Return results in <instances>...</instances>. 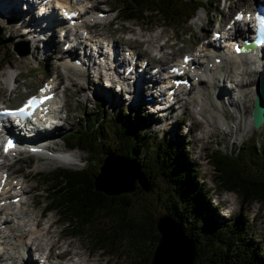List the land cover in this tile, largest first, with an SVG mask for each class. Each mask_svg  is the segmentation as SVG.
<instances>
[{
  "label": "trees",
  "instance_id": "1",
  "mask_svg": "<svg viewBox=\"0 0 264 264\" xmlns=\"http://www.w3.org/2000/svg\"><path fill=\"white\" fill-rule=\"evenodd\" d=\"M208 3L209 0H111V8L123 23H147L151 16L168 27H182L200 7L208 10ZM3 31L0 28V49L8 46ZM97 112L87 128L81 126L63 138L65 144L77 146L86 154L84 165L38 174L48 186L46 207L67 221L68 231L89 236L92 248L104 253L117 249L115 243L129 241L133 248L130 264H151L158 239L156 217L167 212L185 235L197 242L192 264H264V250L251 233L244 211L224 217L217 215L216 207L208 205L209 189L199 180V170L187 156V141L163 138L152 145L153 135L145 128L149 116L141 108L127 110L118 106L109 116L99 107ZM104 155L134 165L151 190L145 192L136 183L130 193L108 194L98 189L101 182L107 183L103 179L106 171L98 169ZM212 165L217 188L234 192L246 205L264 203V146L252 142L227 153L217 151ZM115 174L128 183L130 173ZM136 179L141 182V178ZM203 255L207 257L201 260Z\"/></svg>",
  "mask_w": 264,
  "mask_h": 264
},
{
  "label": "rangeland",
  "instance_id": "2",
  "mask_svg": "<svg viewBox=\"0 0 264 264\" xmlns=\"http://www.w3.org/2000/svg\"><path fill=\"white\" fill-rule=\"evenodd\" d=\"M91 1L95 4L98 10H102V9L106 10V8L111 7V0H91ZM209 1L210 2L208 4V7L210 8V11L206 12L202 8L197 9L196 12L198 15L195 13L196 17L194 18L193 16L190 20L187 21L185 26L180 27V28L167 27L161 21L151 16L148 17L147 23H136L134 21H128L126 23H122L119 19H116L112 21L108 26L104 25L105 27L103 28L106 31L110 32L112 39H114L117 42L120 48L126 46L124 44V40L126 38L137 36V32L143 29L144 31H142V33L144 35H147L151 32L162 31L160 39H162L164 36H167L169 37L170 42H172L173 40H176V42L170 48L171 54L164 53L162 54L161 57H158L156 59L154 58L155 57L154 51H151V50L142 51V49L145 48L143 44L137 47V50L141 51L139 55L145 56L149 59L150 66H153L156 64H162V66L165 68L168 64L175 63L177 57L180 55L182 51H190L193 48V46H195L199 41L207 40L209 38L211 29H214L217 31L219 27H221V25L229 18L233 9L244 5V3L239 0H227L224 3H222V0H209ZM235 2L237 5H235ZM23 9L24 8L22 7V5L20 6L18 5L17 10L12 11V13L14 16L20 15L21 20L26 21V17H23V13H21ZM8 14L10 13H8V11L6 12L5 9L4 10L0 9V28L3 27L4 29L3 36L7 38V43H8L7 48L2 47L0 49V65L3 64L2 68L0 69V89L2 90L0 93V101H2L4 104L9 105V106L18 104L21 98L26 93L33 91L34 88L39 84V82L46 75H52L53 73L60 74L59 76H61L60 80L62 82V85L69 84L67 76L78 79L76 81L77 86L69 85V89L67 90V92L64 93V91H62L61 89L57 90L58 94H60L61 92L64 93V98L66 99V107H67V110L65 112L68 116V120L65 123H63V125H61L58 129H55L52 131L54 132L53 133L54 136L52 137L54 139L51 142L55 141L54 143H56V146H57L55 150H59L63 147L61 146L62 140H60L61 139L60 135L75 128V126L78 123L82 122L83 114L91 111V106L89 103L93 102L95 98V94L103 92L105 93V95H107L106 99L101 104H98V105L99 106L102 105L103 108H106V110H110V112H108V116L115 113V108L111 109V107L115 103V100L123 101L122 102L123 106L127 105L131 108L134 107L136 103L131 104V102L127 100L128 95L130 94L129 91L128 92L123 91L122 93L118 94V92L117 91L114 92L115 90L113 89H112L113 92L108 90V88H105L104 90H102L99 87V85L102 83H106L105 79L99 80L94 75H91V73L90 74L88 73V76L84 77L82 75H79V76L74 75L71 70L64 71L58 65V60L56 56L60 54L61 50H63L64 45L62 44V42H58L57 45L53 46V42L55 44V42L57 41L56 40L57 33L55 31L52 32L54 41L51 39L49 40L47 39L46 36L48 35V33L42 32V35H41V33L39 32L37 35L35 33L36 36H31L30 34L23 33L24 29L22 26L26 25V23L20 22V20L17 22L5 21L6 16ZM114 14H115L114 10L110 8V12L106 14L105 19L114 16ZM137 26H139L138 30L136 29ZM127 29L128 30L132 29V31H130L132 33L127 32L128 31ZM25 48L28 49V53L24 56H19L16 54V51H14V50L23 51ZM49 48L51 49L53 48V52L49 51ZM124 68L125 66L123 65L122 68H120V72H123ZM7 69L8 71H6ZM6 72L12 75H16V74L18 75L14 79L16 88L12 90L11 92H9L5 87H3L5 83H3L2 81V75H4V73ZM144 75L148 76V73L144 72ZM257 76H258L257 73H253V75L250 76L249 78L250 79L254 78L257 80ZM251 82L252 81L250 80V84L244 88V90L246 91L245 98L249 99V104L247 106V112H246L247 116L249 115L250 109L252 106V102H251L252 97L249 91V89L251 88L250 87ZM80 85H83L85 87L81 93L75 90ZM216 97L218 98V96ZM85 98H88L89 102H86ZM145 109L146 110L144 112L150 113V114L153 113L154 116H156V118L160 117V120L162 121V123L157 122L155 126L149 122L148 129L151 131L153 135L151 143L152 145H154L158 141L162 142L163 138H165L166 140L168 138H171L172 133H176L178 136H181L183 134V132L182 134H180L181 127L183 125V121L186 120L187 118L186 113L192 109L196 110V104L187 103L186 113H184L183 107L173 109L172 111L170 110V112H167V114L166 113L162 114L160 112H157L156 108H153V107L152 108L146 107ZM234 109L236 108L234 107ZM147 110L150 112H148ZM217 110H219V107H217ZM93 112H95V110H93ZM219 112L220 111H218V113ZM225 113L228 114L227 112ZM63 114L64 113L62 112L60 113L61 116ZM230 114H232L233 116H238L237 112L236 114L234 112ZM247 122H249V119H247ZM247 122L245 123L246 127H244L243 122H240V124L237 127L235 120H232L231 118H228V120L226 121L223 120V124H219V130L225 134L224 136L222 134H218L216 138L217 140H215V142L214 140L209 143H205L199 140L192 141L193 135L191 136L189 134H186L185 138L184 137L182 138V141L186 142V140H188L190 143L187 146L188 148L186 150H187L188 156H190L191 159L193 160V165L195 167H198L199 169L200 180L203 183H205V186L209 188V200L212 201V203L216 202V200H219L218 205L216 207V213L218 210L217 215L233 216L239 210L244 211L245 215L248 218V224H249V229L251 233L256 236V240H259L261 248H263L264 250V203L253 202V203L246 205L233 192L222 194V190H218L215 187L214 176H213L215 174V170L212 165V159L216 155L217 151H227L229 147H234V146L235 147L237 146L245 147L246 145L254 141L257 142V145L259 147L264 146V125L261 128L253 129L251 127H247ZM195 128H196V124H194L193 126L194 130ZM212 129L215 130L217 129V127L213 126ZM162 133H164V136L162 135ZM54 146L55 145L53 144L51 145V147H54ZM208 155H210L209 159L207 158ZM85 156L86 155L83 152H81L79 153L80 161L77 162V164L59 165L61 164V162L53 158L52 159L51 158L41 159L35 155L28 156V157L20 155V158L16 162H14L12 165H8L10 163V160L8 159L4 160L3 165L4 166L6 165L8 167L7 168L1 167V169L5 170L6 172H9V171L13 172L16 170H19L21 173L28 172L27 173V186L35 185V188L29 192V196H27L28 193L24 192L22 196L20 197V199L22 201H27L26 208L27 209L34 208L33 211L31 210V212L34 213V216L38 217V215L42 212L40 209L43 204V201H42L43 200L42 195L44 194L43 191H46L47 189V186L42 184L41 181H39L38 173L45 172L47 170H52L55 167L79 168L83 164L82 161ZM118 161L120 160H117L115 162L122 166V163ZM124 162L126 163V167L124 169L131 170L129 172L130 174L135 173L136 167H134V165H132L131 163L125 160ZM0 163H1V159H0ZM103 169L106 172L111 173L110 163L109 165H106L105 167H103ZM129 173H126L124 175H127ZM111 175L116 176L117 174L111 173ZM135 175L137 176V171ZM135 175H133L131 180H133L134 178L135 179L137 178L135 177ZM109 180L112 184H118V181H120L119 178H116V177H111ZM142 182L144 181L142 180ZM128 183H129L128 190H126L125 192L130 193L134 191L136 188H134V190H131L132 182L130 183L129 181ZM101 184L102 185L100 186V188L103 189L104 187L109 192L116 193L117 191H124V189H121V188H117L115 190L108 183H101ZM143 184L145 188L147 189L148 185L145 182ZM15 190L16 188H14V192ZM35 193H38V196H34ZM32 198L40 199L41 203H38L36 207L32 208L31 206ZM221 198L223 199L222 201H220ZM137 200L139 202L141 201V198L139 197V195L137 196ZM210 201L208 205L212 206V203ZM34 202L35 204L37 203L35 199H34ZM44 215L48 217V220L56 219V215L54 214V212H48ZM159 215L160 213H158V216ZM0 216H4V215L0 214ZM161 218L164 219V223L170 224L169 217L163 216ZM45 223H46V220L44 219L41 220V225H45ZM106 223L111 224V221L107 220ZM29 228L32 230L35 228V226L31 225ZM171 229L173 230V228ZM50 230H51V234L53 233L52 238H54L56 234L58 233V231L60 230V226H59V223H57V220L55 221L53 225H51ZM41 234L43 235L42 232ZM41 234H38V237L41 236ZM30 236L31 234L27 233L24 238V241H28ZM63 241L65 242L71 241V244L77 248H81L80 247L81 245L82 247L84 246L85 248H87L88 246L91 247V244L89 243V238L86 235H75L73 237L66 238ZM194 241L197 245V242L195 239ZM115 244H117V249H114V251L111 254L109 253V254L102 255L99 252L100 250H93L92 252L90 251L91 252L90 261H95V264L97 263L99 264H130L131 250H133L132 245L129 243V241H125L123 243L121 242L115 243ZM36 247H38V245ZM70 248H71V245H70ZM196 253H195V256H196ZM88 257H89V253H84V259ZM206 257L207 256L205 255L201 256V260L205 259ZM194 260L195 258H193L191 264L193 263ZM32 261L34 260L32 259Z\"/></svg>",
  "mask_w": 264,
  "mask_h": 264
},
{
  "label": "bare ground",
  "instance_id": "3",
  "mask_svg": "<svg viewBox=\"0 0 264 264\" xmlns=\"http://www.w3.org/2000/svg\"><path fill=\"white\" fill-rule=\"evenodd\" d=\"M18 1L19 0H0V9L4 10L6 7L10 6L11 4H12V7H15ZM239 1L241 2L248 1V5L246 6V8H248L250 6H253L255 2L260 1V0H239ZM98 11L99 10L97 8L94 9V11L88 17L95 15L96 13H98ZM196 14H194V18L196 17ZM103 27L105 26L104 25L103 26L96 25L95 27L86 26V28H88V31H87L88 36H87L86 41L83 43V47L85 48L87 47L88 52L83 55V58H86V60L88 61V65L85 66L82 64L81 66L78 67V70L81 71L83 74L84 73L88 74L87 69L88 68L93 69L97 78H102V77L106 78L107 81L109 82L106 85H109V86L113 85V87H115V89H118V91L120 92L121 90L125 88L124 85L127 83L126 80L122 78L123 75H121L120 77L118 73L114 74V72H112L110 68L106 66L105 62H103L102 66H99L97 60L92 59V57H94L93 56L94 47H97V49L99 50L103 47L104 44L106 45L109 41H111L109 40V37L111 35L110 32L106 31ZM38 28H41V27H38ZM80 31L82 30H79L78 32ZM128 31H132V29ZM212 32L213 31L210 32L211 34L209 35V38L207 39L205 43H202L196 49H194L193 53H190V55H192V60L190 64L194 65L195 68L198 67L197 76L199 77V80L197 81H194V79H192V82H191L192 85L195 84V87L193 86V91L190 94L189 93L185 94V96H184V93H181L183 99L182 100L178 99L176 101V104H169L166 107H163L162 106L163 103H156L155 105L150 106V107L156 106L158 110L167 111V112H170V110L172 111L174 109L173 105H175L176 108L183 106V108L185 109L184 112H186V103H196V112L199 117H196L193 112H189L188 114L190 118L192 119L193 123L196 124V128L200 131L197 138H199L200 141H204L205 143H209L213 140H217L216 138L218 134H222L224 136L225 133L219 130V124H223V120L226 121L228 120V118L235 120L237 127L241 121L244 123V127H246L245 123L247 122V119H249V117L246 118L247 116L246 112H247V106L249 104V99L245 98L246 91L244 90V88L250 84V80H251L252 81L250 85L251 88L249 89V91H250L251 97L253 98V93L255 90L254 86L257 84H261L264 86V58H263V63L261 64L262 65L261 71H258L257 80L254 78L250 79L249 77L253 75V72L257 71L254 68V66H252L254 63V60L247 58L245 55H233L229 48L228 49L220 48L216 44L215 41L211 40L210 36L212 35ZM248 32H249L248 28L246 29V31L235 30L233 34L231 33L228 35L227 40H230L232 37H234L231 39L232 41L230 43L236 40H239L241 42L242 38L240 37L245 35ZM161 34H162V31L144 35L142 33V30H140L137 32V36L126 38L124 40V44L129 47V48H126V47L125 48L128 50H131L133 54L135 52L134 50L137 49V47L142 44L145 46V48L142 49V51L157 49L158 47H161L162 45L161 43H155L160 38ZM30 35L34 36L35 33H32V34L30 33ZM222 37H224V35ZM51 40L54 41V39H51ZM59 40L61 41V38H59ZM65 41L69 42L70 40L69 39L62 40L63 43ZM94 41H98L99 44L96 46V43ZM89 44L94 47L86 46ZM54 45H56V42L55 44L53 42V46ZM112 45L116 46L117 42L113 41ZM198 50L204 51L202 53V57H203L202 61L195 60V55ZM140 52H141L140 50H137V53H140ZM61 53L62 54L59 55V61H60V64L64 65L67 61L66 57L68 56L70 57L72 53L70 52L68 53L61 52ZM215 57L221 58V65H222L221 70H218V68H215V69L209 68L208 71L206 72L203 69L201 70L199 68L201 66L208 65V63H212ZM78 58L79 60L82 61V58L80 57ZM180 60H181V55L179 59L177 60V62L173 65H177L178 63H180ZM120 63H123V59L122 61H120ZM127 65L128 63H126V66ZM65 67L76 68L73 65L72 61H69L68 65ZM262 71L263 73H261ZM220 75H229L233 77H236L238 75L240 76V79L237 81V85L240 87L242 91V99L239 101H236L231 97L227 99L229 106L236 108L235 110L238 113V116H233L232 114H226L223 111L222 105H225V103L222 98L225 94H227L224 88H221V87L217 88V90L219 91V94H218L219 99L216 97L218 96L217 93L215 97L211 96V94H213V92L215 91L214 88L217 86V83L219 85ZM136 76H138V74ZM149 76H150V80H149V83L147 84H143L144 76L142 77V81L139 80L138 86L135 89H133L134 98H136L137 96L147 95V96H150V101H156V98H154V96L157 90L160 95L162 96L165 95V91L158 89L159 83L157 79L153 77L152 73H149ZM53 81H54V78H52V82ZM76 81L77 79L75 78L70 79V85L77 86ZM84 88L85 87L83 85H80L75 90L81 93L84 90ZM12 90H10L9 92H11ZM1 91L2 90L0 89V93ZM218 102L220 105L218 104ZM251 102H252V99H251ZM56 103L57 101L55 99L53 102V106H56ZM217 107H219V110H221L219 113H218ZM56 118L58 119H55L54 121L58 122V120L62 117H56ZM59 125L61 124L57 123L53 125L52 129H55ZM248 125H250V120L249 122H247V126ZM213 126H216L217 129L213 130L212 129ZM52 137H53L52 133H49V132L45 133V136L42 141L46 145L44 148L51 149V150H55L57 148L56 144L54 142H51L54 139ZM52 144L55 146L51 147ZM76 155H77V152L75 150H70V152L63 154L62 160L65 161L67 157H74ZM105 159H104L105 166L109 165L110 163L111 173L126 174L131 171V170L124 169L126 167V163L124 162L123 159L115 158L114 160V157H110V155L106 156ZM117 160H120L118 162L122 163V166L115 162ZM103 167L102 168L100 167V169H103ZM27 173L28 172H25V173L23 172L22 178L20 180H17L15 183V184H18L19 190H21V193L25 190V187H26L27 192H30L32 189L35 188V185L27 186ZM135 174H136V170H135V173L130 174L131 176L128 182L129 181L132 182L131 179L133 175ZM111 177L119 178L117 176L111 175L108 172H106V174L103 175L104 181L107 182L109 185H111L113 189L116 190L117 188H121V189H124V191L128 190L129 183H127L126 181H121V179L119 178L120 181H118V184H112L109 180ZM135 177L140 178L138 174L137 176L135 175ZM10 179L11 178L8 176V180ZM101 183H104V182H101ZM14 186L15 185H13V188ZM103 189L107 191L106 188L103 187ZM14 195H12L11 197H13ZM1 199H4V198H0V200ZM31 203H32V207H35L36 204L34 202V199L31 201ZM33 209H27V208H23L21 210L17 209V212H8L6 216L2 217L3 225L8 228V231L12 233V235L10 238H8V234H5L3 232L1 233L0 231V238L2 239L0 241V259L8 258L11 264H37L36 262L32 261V259L29 258L28 254H29L30 246H33L34 249H38L44 246L59 247L62 245L56 239L52 238V234L50 230L52 221L47 220L45 225H41V222L39 221L37 216H34V213L31 212V210L33 211ZM40 216H42V212L38 215V217ZM33 223L35 225V228L31 230L29 227ZM162 224H164V219L160 217L157 221V227L160 229V231L163 234V242L165 243L167 249L171 250L172 252L169 253L166 250L162 249L160 253L155 257V259H159L161 257L163 259V264L181 263L180 261L184 259V255L183 253H181L180 243H184V241L179 236L174 237L173 235L170 236V234L165 233L161 226ZM172 231L173 230L171 229V232ZM41 232L43 233V235L41 234ZM27 233L31 234L29 238V242L24 241V238ZM38 234H41V236L38 237ZM68 244L71 245V248H65L64 253H66L69 257L74 254V255H77V260L79 262H82V264H95V261L93 262L90 261L91 252L89 250H85L84 246L82 247L81 245L80 246L81 248L74 247L71 244V241H69ZM37 245L38 247H36ZM5 247H8L9 252L5 250ZM24 252H26L27 257L24 260V262L19 263V260L22 259L21 256ZM84 253H89V257L84 259ZM69 264H76V263L74 260L69 259Z\"/></svg>",
  "mask_w": 264,
  "mask_h": 264
},
{
  "label": "water",
  "instance_id": "4",
  "mask_svg": "<svg viewBox=\"0 0 264 264\" xmlns=\"http://www.w3.org/2000/svg\"><path fill=\"white\" fill-rule=\"evenodd\" d=\"M27 53H28V49H26V48L23 51H16V54L19 55V56H23V55H25ZM251 119H252V123H253V127L254 128H257L260 125V123L264 120V86L261 85V84H257L256 87H255V98H254V103H253V108H252ZM102 166H103V164H102ZM102 166L100 165L101 168H102ZM100 167H99V169H100ZM136 171H137V168H136ZM99 173H100V171H99ZM137 174L140 176L141 182L134 178L132 180L131 190L134 189L133 185H134V182L136 181L137 184L140 186V188L143 191H145V192L150 191L152 186L148 184V188L146 189L144 184H143L145 181L143 180L142 176L140 175V173L138 171H137ZM98 175H101V174H98ZM142 180L144 182H142ZM98 189H101V188L99 187ZM101 190H103V189H101ZM105 192L108 193V194H113L114 193V192H109V191H105ZM118 192L119 191H117L116 193H118ZM163 216L169 217V220H170V224L164 223V224L161 225L162 228H163V231L165 233L170 234V236L171 235H173L174 237L175 236H179L184 241V243H180V245H181V253H183L184 259L182 261H180L181 263H178V264H191L193 258H195L196 243H195L193 238L187 237L185 235L182 227L179 226L178 223L175 221L174 217L171 214L167 213V212L160 213V215L159 216L157 215V217H156L155 228H156L157 233H158V239H157L156 244L153 247L150 263L151 264H163V259L161 257L159 259H155V257L160 253V251L162 249L166 250L169 253L172 252L171 250L167 249L165 243L163 242V234L160 231V229L157 227V220L160 217H163ZM165 228L169 232H167L165 230ZM171 228H173L172 232H171ZM212 264H223V263H219L218 262V263H212Z\"/></svg>",
  "mask_w": 264,
  "mask_h": 264
},
{
  "label": "snow or ice",
  "instance_id": "5",
  "mask_svg": "<svg viewBox=\"0 0 264 264\" xmlns=\"http://www.w3.org/2000/svg\"><path fill=\"white\" fill-rule=\"evenodd\" d=\"M37 103H38L37 99H36L35 97H33L32 99H30V100L27 102V104L25 105L24 108L19 109V112H20V113H25V112L27 111L28 108L35 107ZM6 114H7V115H16L17 113H15V112H8V113H6ZM8 146H9V147L12 146V141H9V145H8ZM6 150H7V149H6Z\"/></svg>",
  "mask_w": 264,
  "mask_h": 264
}]
</instances>
